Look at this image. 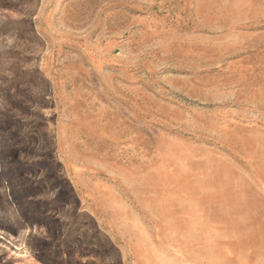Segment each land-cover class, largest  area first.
Returning a JSON list of instances; mask_svg holds the SVG:
<instances>
[{
	"label": "rangeland",
	"instance_id": "1",
	"mask_svg": "<svg viewBox=\"0 0 264 264\" xmlns=\"http://www.w3.org/2000/svg\"><path fill=\"white\" fill-rule=\"evenodd\" d=\"M0 264H264V0H0Z\"/></svg>",
	"mask_w": 264,
	"mask_h": 264
}]
</instances>
